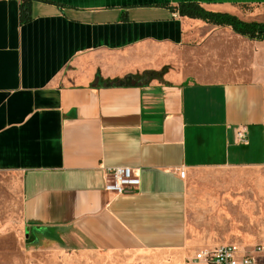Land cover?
I'll return each mask as SVG.
<instances>
[{"label":"crops","instance_id":"0c3cea01","mask_svg":"<svg viewBox=\"0 0 264 264\" xmlns=\"http://www.w3.org/2000/svg\"><path fill=\"white\" fill-rule=\"evenodd\" d=\"M22 2L0 0V177L18 194L26 245L115 264L250 245L253 204L264 205V41L176 6L264 23V0H30L27 23ZM163 69L147 84H104ZM119 166L140 185L115 196L104 168ZM199 172L225 174L202 209Z\"/></svg>","mask_w":264,"mask_h":264},{"label":"rangeland","instance_id":"374dc122","mask_svg":"<svg viewBox=\"0 0 264 264\" xmlns=\"http://www.w3.org/2000/svg\"><path fill=\"white\" fill-rule=\"evenodd\" d=\"M224 176L223 173L209 172L195 174L190 182V190L198 200V208H201L203 192L208 190L218 192L219 189L213 187V183L223 180ZM9 183L8 178L0 177V264H115L114 258L99 257L87 248L27 246L20 230L21 224H18V194L15 189L10 188ZM263 210L264 205L253 204V242L247 246L241 245L242 247L249 249L258 246L256 240L261 233ZM245 232L246 225L243 223L241 233ZM194 256L195 253L187 260V264H193Z\"/></svg>","mask_w":264,"mask_h":264},{"label":"built area","instance_id":"2783aa9c","mask_svg":"<svg viewBox=\"0 0 264 264\" xmlns=\"http://www.w3.org/2000/svg\"><path fill=\"white\" fill-rule=\"evenodd\" d=\"M240 143H246L244 132H238ZM106 176L105 191L115 196H122L135 190L140 185L139 175L129 167L104 168ZM183 176V174L181 175ZM264 251L262 246L251 250L234 244L220 245L212 249H202L195 253L193 263L201 264H258L257 255Z\"/></svg>","mask_w":264,"mask_h":264},{"label":"trees","instance_id":"16d2710c","mask_svg":"<svg viewBox=\"0 0 264 264\" xmlns=\"http://www.w3.org/2000/svg\"><path fill=\"white\" fill-rule=\"evenodd\" d=\"M30 0H23L20 6V21L27 23L31 21V5ZM176 10L180 17L201 20L207 24L218 27H230L234 33L243 36L252 41H264V23L258 22H242L236 17L224 13H215L206 10L196 3H180L176 6ZM166 70L158 73L145 72L140 76L127 77L123 80H113L104 82L106 86H126L128 81L140 84H147L151 80L161 79ZM101 81L100 76L96 75V82Z\"/></svg>","mask_w":264,"mask_h":264}]
</instances>
